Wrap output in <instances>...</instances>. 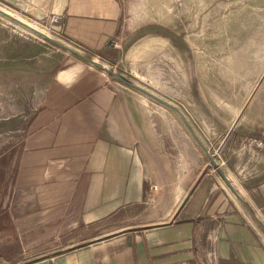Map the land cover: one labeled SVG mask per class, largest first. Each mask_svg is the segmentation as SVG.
I'll return each instance as SVG.
<instances>
[{"label":"crops","instance_id":"1","mask_svg":"<svg viewBox=\"0 0 264 264\" xmlns=\"http://www.w3.org/2000/svg\"><path fill=\"white\" fill-rule=\"evenodd\" d=\"M7 1L38 19L59 16L63 40L122 77L118 68L151 67L167 49L130 26L120 0ZM91 65L51 79L28 120L10 184L1 183L0 256L10 236L18 247L31 240V260L20 264H264V147L212 154L185 116L205 151L171 108ZM188 71L180 95L201 106L213 136L218 129V149L236 152L251 133L264 141L254 91L214 108L215 88L200 86L193 63Z\"/></svg>","mask_w":264,"mask_h":264},{"label":"rangeland","instance_id":"2","mask_svg":"<svg viewBox=\"0 0 264 264\" xmlns=\"http://www.w3.org/2000/svg\"><path fill=\"white\" fill-rule=\"evenodd\" d=\"M120 3L130 26L145 27L150 34H157L167 42V49L153 58L151 67L131 64L128 68H118L123 77L144 86L182 111L212 154H258L264 141L254 133L239 142L236 152L232 151L234 148L218 149L222 138L220 132L214 128L213 136L212 128L205 125L201 106H195L193 111L186 102L188 96L184 93L181 96L179 89L184 92L190 86L188 70L193 63L200 86L212 85L216 90L214 108L224 107L219 99L241 105L242 96L238 97L241 90L245 97L254 91L253 104L260 102V109L264 111V0H120ZM0 8L74 47L58 34V23L51 21L54 15L38 19L22 14L7 0H0ZM76 51L80 55L0 15V169L4 170L0 175V195L1 183L10 184V169L21 151L26 125L38 108L46 86L56 75L62 74L61 71L76 63L92 66L81 56L95 59L92 54ZM168 110L180 117L176 111ZM259 117L264 118V113L257 112L255 118ZM249 118L253 119L254 115ZM183 127L184 134L190 136L185 125ZM252 139L261 140L262 145L257 146ZM190 141L202 150L191 136ZM8 193L13 195L14 201L22 198L21 194L12 191V187ZM14 209L23 215L30 213V207L22 205ZM22 229L30 231L29 220H24ZM30 241L23 239L24 245L18 247L9 236L11 247L8 246L3 257L0 256L1 263L20 264L31 260L32 252L25 249ZM0 242L3 244L4 240Z\"/></svg>","mask_w":264,"mask_h":264},{"label":"water","instance_id":"3","mask_svg":"<svg viewBox=\"0 0 264 264\" xmlns=\"http://www.w3.org/2000/svg\"><path fill=\"white\" fill-rule=\"evenodd\" d=\"M0 15L9 19L10 21L20 25L21 27L27 29L28 31L36 34L37 36L47 40V41H50L60 47H63L64 49L72 52V53H76V54H79L75 49L59 42L58 40L54 39L53 37H51L50 35L42 32L41 30L37 29L36 27L32 26L31 24L21 20L20 18L10 14L9 12L3 10L0 8ZM84 59H86L89 63L99 67V68H102L104 70H106L107 72H110L112 73L118 80L122 81L123 83L137 89L138 91L144 93L145 95L151 97L152 99H154L155 101L173 109L174 111H176L182 118V120L184 121L185 125L187 126L188 130L190 131V133L192 134V136L194 137V139L198 142V144L205 150V148L202 146V144L199 142V140L197 139V137L195 136L194 132L192 131V129L190 128L186 118H185V115L176 107L174 106L173 104H171L170 102L164 100L163 98H161L160 96H158L157 94H155L154 92L150 91L149 89L145 88L144 86H141L139 84H136L134 82H130L126 79H124L120 74L118 73H115V72H112L110 70H108L107 68H104L102 67L99 63H97L93 58H89V57H86L84 55H81ZM206 151V150H205Z\"/></svg>","mask_w":264,"mask_h":264},{"label":"built area","instance_id":"4","mask_svg":"<svg viewBox=\"0 0 264 264\" xmlns=\"http://www.w3.org/2000/svg\"><path fill=\"white\" fill-rule=\"evenodd\" d=\"M51 21L56 24V23H59L60 21V17L57 16V15H54L52 18H51ZM252 142L254 144H256L257 146H261L262 145V141L261 140H258V139H252Z\"/></svg>","mask_w":264,"mask_h":264},{"label":"bare ground","instance_id":"5","mask_svg":"<svg viewBox=\"0 0 264 264\" xmlns=\"http://www.w3.org/2000/svg\"><path fill=\"white\" fill-rule=\"evenodd\" d=\"M22 20V19H21ZM33 26V25H32ZM38 29V28H37ZM43 32V31H42ZM45 33V32H44Z\"/></svg>","mask_w":264,"mask_h":264},{"label":"trees","instance_id":"6","mask_svg":"<svg viewBox=\"0 0 264 264\" xmlns=\"http://www.w3.org/2000/svg\"><path fill=\"white\" fill-rule=\"evenodd\" d=\"M0 172H1V170H0Z\"/></svg>","mask_w":264,"mask_h":264}]
</instances>
